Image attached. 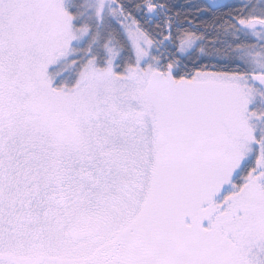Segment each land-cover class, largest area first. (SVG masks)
<instances>
[{
	"label": "snow or ice",
	"instance_id": "snow-or-ice-1",
	"mask_svg": "<svg viewBox=\"0 0 264 264\" xmlns=\"http://www.w3.org/2000/svg\"><path fill=\"white\" fill-rule=\"evenodd\" d=\"M0 264H264V0H0Z\"/></svg>",
	"mask_w": 264,
	"mask_h": 264
},
{
	"label": "trees",
	"instance_id": "trees-1",
	"mask_svg": "<svg viewBox=\"0 0 264 264\" xmlns=\"http://www.w3.org/2000/svg\"><path fill=\"white\" fill-rule=\"evenodd\" d=\"M181 2H183V0H181Z\"/></svg>",
	"mask_w": 264,
	"mask_h": 264
}]
</instances>
